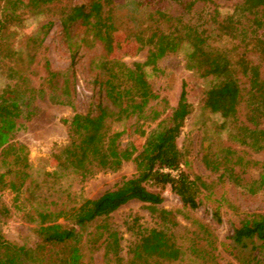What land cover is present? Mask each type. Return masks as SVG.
Masks as SVG:
<instances>
[{"label": "rangeland", "instance_id": "rangeland-1", "mask_svg": "<svg viewBox=\"0 0 264 264\" xmlns=\"http://www.w3.org/2000/svg\"><path fill=\"white\" fill-rule=\"evenodd\" d=\"M46 1L23 0L25 4L22 6L32 7ZM88 1L53 0L39 14L24 13L20 23L10 27L0 38V94L16 83L19 86L17 96L23 101L19 103H24L21 105L26 118L24 115L17 119L12 141L25 146L29 163L28 177L18 194L8 188L0 189L1 203L7 209L3 212L0 208V231L11 245L27 249L39 246L41 250L36 254L35 262L24 260L21 264H61V248L48 244L41 247V237L37 233L39 212L56 213L77 207L85 199L97 198L136 173L133 159L123 162L116 171H101L88 177L52 163L51 155L67 143V122L75 113L84 114L91 110L92 104L98 101L94 93L97 90L95 79L100 63L106 57L101 42L92 39L88 30L107 33L113 43L110 56L127 65L145 60L146 48L135 50L130 35L153 28L158 20L157 10L182 17L184 22L196 24L199 28L204 27L214 47L229 49L234 44L225 37H216L214 25L207 21L211 12L217 10L224 16L241 0L196 3L189 13H185L174 0H114L110 18L78 20L69 28L71 35L67 36L60 24L61 10ZM1 7L2 0L0 15ZM46 23L51 26L43 36L39 28ZM162 28L167 26L162 25ZM189 52L190 47L183 43L176 52L158 60L155 69L145 68L146 79L158 99L149 104L146 117L139 120L140 124H133L132 118L123 123L114 122L112 130L122 131L117 139L119 145L133 143V157L147 155L146 131L169 117L183 82L191 112L177 131L176 143L182 152V171L204 183L198 197L199 206L191 209L183 205L169 186L160 190L148 184L150 191H161L163 195L162 203L153 209L149 204L130 200L108 217L84 226L58 218L55 222L73 229L78 235L82 264H128L130 246L140 236L154 232L175 242L180 251L176 260H159L158 264H240L236 255L242 259L255 257L264 261L260 240H245L243 245L232 240L234 229L246 217L264 215V185L256 182L259 164L264 163V149L256 151L233 139L230 124L216 110L217 106L206 99L212 78L202 77L187 68ZM249 58L261 65L264 75V62L254 54ZM49 71L54 72L55 77L47 83L45 79ZM13 72L23 76L26 82L23 84L9 76ZM64 79L65 90L62 88ZM242 82V86L246 85L244 79ZM24 86L34 89L32 96L24 95L27 93ZM40 89H44L43 94H38ZM242 107L239 117L244 120ZM154 110L158 116L152 120ZM260 128H264V121ZM256 139L260 140V137ZM4 167L0 162V173L6 169ZM9 179L16 178L11 175ZM109 233H115L118 238L117 256L107 246ZM11 251L7 250L4 264H14Z\"/></svg>", "mask_w": 264, "mask_h": 264}, {"label": "trees", "instance_id": "trees-1", "mask_svg": "<svg viewBox=\"0 0 264 264\" xmlns=\"http://www.w3.org/2000/svg\"><path fill=\"white\" fill-rule=\"evenodd\" d=\"M52 1L47 0L41 5L30 7L22 6L25 4L23 0H2L0 38L10 27L20 23L24 13L39 14ZM174 1L185 13H189L196 3L213 2ZM113 7L114 0H89L87 4L64 8L60 12L61 28L70 36L69 28L75 22L86 21L89 17L98 21L108 19L112 16ZM155 15L158 20L153 28L130 35L135 50L146 48L147 52L143 62H133L131 65L110 56L113 43L107 33L98 29L88 30L92 33V39L101 42L106 57L100 63L98 77L95 79L97 90L94 93L98 101L92 104L91 110L84 114L75 113L67 122V143L51 155L52 163L88 177L101 171H116L123 162L133 159L136 173L130 178L122 179L114 188L104 191L97 198L85 199L77 207L56 213L46 210L38 213L40 225L37 233L41 237V247L48 244L61 248V264H82L83 255L80 239L75 231L55 222L60 217L84 226L96 219L108 217L130 200L149 204L153 209L162 203L163 195L161 191H150L148 184L160 190L169 186L183 205L191 209L199 206L198 197L204 183L197 177L190 178L182 171V152L176 143L177 131L191 112L183 82L176 106L172 108L169 117L146 131L144 143L147 155L133 157V143L119 145L117 139L122 131L112 130L114 122L123 123L133 118V124L138 125L139 120L146 117L149 104L157 100L158 95L146 79L145 68L155 69L158 60L176 52L181 44L185 43L190 47L187 68L198 72L202 77L212 78L211 87L206 91V99L217 106L216 110L230 124L233 139L256 151L264 149V128H260L264 121V75L260 70L261 65L253 63L249 58L250 54H254L264 62V0H241L224 16L217 10L211 12L207 22L214 25L216 37H225L234 44L229 49L214 47L211 36L204 27L199 28L196 24L184 22L182 17H173L159 10ZM162 25L167 28H162ZM50 26L51 23L43 24L39 33L44 36ZM237 48H241V51L237 52ZM14 74L17 72L9 76L23 84L26 82L23 76ZM54 77L55 73L49 71L45 81L50 83ZM243 79L246 82L244 86L241 85ZM63 82L62 88L65 90L66 80ZM24 90L27 92L24 95L28 97L35 92L27 86H24ZM43 90L37 91L38 94H43ZM18 91L20 89L16 83L0 94V162L6 168L0 173V189L8 188L16 194L24 185L28 177L26 170L29 168L25 146L12 141L17 119L25 115L21 105L24 103H19L23 101L17 96ZM241 106L244 120L239 117ZM157 116V111L154 110L151 119L155 120ZM257 136L260 140L256 139ZM259 168L256 182L264 185V163H260ZM172 171L176 174L173 175ZM11 175L16 179L10 180ZM1 207L3 212H7L0 199ZM159 235L154 232L140 236L129 248L128 264H158L159 260H176L180 251L175 242ZM254 238L260 240L261 247L264 248V215L250 214L233 231L232 240L236 244L243 245L245 240ZM106 240L113 255L117 256L119 246L116 234L109 233ZM39 249V246L27 249L11 245L0 231V264H4L7 250H12L14 264H21L24 260L33 263L36 254H40L38 251L41 252ZM236 258L240 264H264L263 260L255 257L242 259L236 255Z\"/></svg>", "mask_w": 264, "mask_h": 264}, {"label": "built area", "instance_id": "built-area-1", "mask_svg": "<svg viewBox=\"0 0 264 264\" xmlns=\"http://www.w3.org/2000/svg\"><path fill=\"white\" fill-rule=\"evenodd\" d=\"M172 174H173V175H175V174H176V172H173V171H172Z\"/></svg>", "mask_w": 264, "mask_h": 264}]
</instances>
